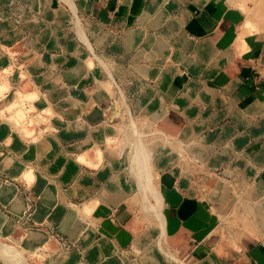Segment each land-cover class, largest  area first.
I'll use <instances>...</instances> for the list:
<instances>
[{
	"label": "crops",
	"instance_id": "0c3cea01",
	"mask_svg": "<svg viewBox=\"0 0 264 264\" xmlns=\"http://www.w3.org/2000/svg\"><path fill=\"white\" fill-rule=\"evenodd\" d=\"M66 1L80 42L51 39L48 64L0 37V237L19 247L0 264H264V36L243 7ZM127 122L150 133L142 188L121 180Z\"/></svg>",
	"mask_w": 264,
	"mask_h": 264
},
{
	"label": "rangeland",
	"instance_id": "374dc122",
	"mask_svg": "<svg viewBox=\"0 0 264 264\" xmlns=\"http://www.w3.org/2000/svg\"><path fill=\"white\" fill-rule=\"evenodd\" d=\"M72 1L78 9L84 4L82 0ZM66 3V0H0V37L3 35L12 43L13 40L16 42L19 36L20 50H24L26 64L34 61L39 63V66L45 65L47 63L46 57L49 56L51 51H56L57 49L58 51L64 50L62 40L64 42L73 33L74 38L73 40L70 39V41H79L73 27L69 28L68 31L62 27L66 19L64 18L65 16H62L61 10H68V12L72 10L67 5L68 3ZM234 3L241 5L244 9V25L246 28L252 32H256L260 36H264V0H234ZM51 10L55 11L53 17L51 16ZM70 14L72 18V13ZM72 19L75 20L74 17ZM51 39L57 42V49L55 46L54 49L49 47L51 46ZM13 69L15 68L11 66L7 72H13ZM26 78H28L27 74ZM77 114L74 115L77 116ZM129 123L130 125L127 127L129 132L122 131L121 127L117 134L119 137L117 139H120V142L117 143L119 144L120 151L125 156L127 155L128 159L121 180L125 182L132 181L133 183H137L138 181L141 186L140 173L150 172V169H152V175L155 177L154 165L151 163L154 154L151 148L146 145L150 134L147 133L146 128L141 123H138L136 126L134 125L133 128L131 122H127L126 125ZM132 124L134 123L132 122ZM47 143L48 145H57V142L54 141L52 143L47 141ZM27 191L25 192V200L27 202L26 216L29 217L35 208L36 200L32 193ZM53 235L55 236L56 232ZM56 237L61 242V247L63 246L66 249L72 248L71 244L61 240L59 235ZM0 241L17 247L11 242L13 241L11 238L3 239L0 237ZM73 248L79 250L81 256H84V251L80 247L75 246Z\"/></svg>",
	"mask_w": 264,
	"mask_h": 264
}]
</instances>
